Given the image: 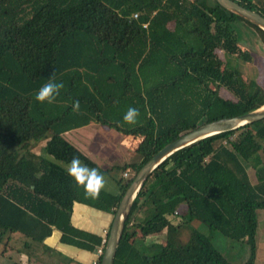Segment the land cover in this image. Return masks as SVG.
<instances>
[{"label": "trees", "instance_id": "16d2710c", "mask_svg": "<svg viewBox=\"0 0 264 264\" xmlns=\"http://www.w3.org/2000/svg\"><path fill=\"white\" fill-rule=\"evenodd\" d=\"M233 1L264 17V0ZM238 21L264 47L263 30L215 0H0V252L26 257L9 264H36L53 230L62 244L104 253L110 228L103 243L74 227L75 205L113 219L135 175L164 147L264 106V89L217 53L252 62L254 50L234 33ZM50 77L62 87L51 103L38 102ZM129 107L138 109L135 123L123 120ZM92 124L134 143L136 161L103 170L66 138ZM41 143L44 155L32 151ZM73 157L112 177L119 193L88 196L65 171ZM115 169L132 177L117 179ZM263 212L264 119L164 160L133 201L113 264H231L194 222L245 245V264H254ZM159 234L164 242L145 253L139 244Z\"/></svg>", "mask_w": 264, "mask_h": 264}, {"label": "rangeland", "instance_id": "374dc122", "mask_svg": "<svg viewBox=\"0 0 264 264\" xmlns=\"http://www.w3.org/2000/svg\"><path fill=\"white\" fill-rule=\"evenodd\" d=\"M171 28L173 25L170 26ZM233 30L235 35L237 36V39L239 43L243 46V48H246L248 50L254 49L257 52L262 53L264 51V47L262 43L257 39L256 34L254 30L245 22L238 21L234 23ZM259 48V50L257 49ZM259 54V53H258ZM218 55L226 61L230 66L238 69L246 76L250 77L251 79L255 80H261L264 83V60L261 59L260 55L254 54L252 56L254 62L253 63H245L243 60L236 58L231 55H227L222 52H218ZM257 56V57H256ZM98 131H100V134L92 131L89 133L86 139L82 138L83 134H75L71 138H68L70 141L75 142V144H88L90 151V154H96L100 158V161H97L93 159L94 162H96L101 168L104 169L107 167H115V166H122L124 164L133 163L136 161V156L134 154V146L135 144L128 140H126L121 135L117 134L113 130H107L103 127H97ZM102 130V131H101ZM109 133L111 135H109ZM88 143H85L87 142ZM120 144H119V142ZM92 142V143H91ZM130 142V143H129ZM43 147V143L38 144L37 146H34L32 148V151L37 154H42L41 148ZM88 153V152H87ZM95 158V157H94ZM128 174V172H126ZM113 175L115 177H118L119 179L124 176V173H122L121 170L115 169L113 172ZM250 179L254 182V176L253 173L249 172ZM132 177V173L128 174L127 178ZM124 178V177H123ZM261 218L259 221V228H258V249L256 258L254 261V264H264V213H261ZM191 226L197 229L199 232L210 235L211 242L214 245V247L231 263V264H245L246 261L249 258L250 252L248 248L238 242H235L231 239H228L227 237H224L218 232H210L208 227L200 222H194L191 223ZM188 232H189V225L185 226L182 230L183 235V241L186 242L188 239ZM151 238H146L144 241L146 243V248H149V242ZM143 241V242H144ZM21 243L17 244V247L20 248ZM18 248V249H19ZM2 247H0V251H2ZM141 249L146 253H148L147 249L141 247ZM0 252V264H9L11 261H18L21 260L24 256H22L20 253H13L9 249L7 250V253ZM48 261H55L56 255L55 252L52 254L46 253ZM36 256H38L36 254ZM41 264V263H37Z\"/></svg>", "mask_w": 264, "mask_h": 264}, {"label": "water", "instance_id": "95a60500", "mask_svg": "<svg viewBox=\"0 0 264 264\" xmlns=\"http://www.w3.org/2000/svg\"><path fill=\"white\" fill-rule=\"evenodd\" d=\"M222 8L229 12L244 18L252 24L264 31V17L252 10H249L233 0H215ZM264 119V106L247 114L224 118L217 121L205 123L195 130L179 137L160 150L149 162H147L141 170L135 175L131 184L124 193L121 202L113 217L109 235L105 243L104 253L102 255L101 264H113L119 241L122 237L125 222L129 216L132 204L140 191L142 185L151 175V173L169 156L175 152L205 138L233 131L249 124Z\"/></svg>", "mask_w": 264, "mask_h": 264}, {"label": "crops", "instance_id": "0c3cea01", "mask_svg": "<svg viewBox=\"0 0 264 264\" xmlns=\"http://www.w3.org/2000/svg\"><path fill=\"white\" fill-rule=\"evenodd\" d=\"M257 49L259 50L258 47H257ZM252 50H254V49H252ZM218 52L219 51H217V53ZM252 54L253 55L256 54L258 56L261 53L254 50V52ZM260 56H262V55H260ZM260 58L264 60L263 57H260ZM253 62H254V60H252L251 63H253ZM255 81L264 89L263 81L258 80V79H255ZM97 127H99V126H95L94 124L89 125V126L84 127L80 130H77V131H74V132L67 134L66 138L67 139L71 138L73 135L80 133V134H83L82 138L86 139L87 136L89 135V133H91L92 131H95V132L100 134V131H98ZM107 130H110V129H107ZM109 135H111V134L109 133ZM70 142L74 146H76L80 151H82L91 161H93V159L94 160L97 159V161H100V159H102V158L98 157V155H96V154H90L89 153L90 148H89L88 144H86V145L81 144V143L75 144V142H72V141H70ZM85 143H88V141ZM119 144H120V142H119ZM44 148H45V143H43V147L41 148L43 155H44ZM103 159H105V158H103ZM94 163L98 167H100L96 162H94ZM107 169H109V168L107 167ZM107 169L104 168L103 170H107ZM126 172H128V174H130V171H126ZM104 177L107 181V184H106L105 188H103V190L108 192V193L118 194L119 188L115 184L114 179L110 176H104ZM117 179H118V177H117ZM112 220L113 219H112V216L110 214L102 213V212L93 210L89 207H85L82 205H75L74 212H73L72 218H71V222H72V225L74 227H76L82 231L101 236L103 238V242L105 241L104 238L108 232V229L111 226ZM259 221H260V219H259ZM60 237H61V234L58 231L53 230L51 236L48 237L44 242V244L47 246V250L45 247L40 245L38 252L35 253V255H34L35 257L33 258V261L36 264L37 263H41V264H95L97 262V259L99 257L97 252L90 254L84 250L75 248L73 246L62 244L60 242ZM147 238H151L150 239L151 242H149V245H151V246L154 244H161L164 242V236L161 234L149 236ZM139 246H141V247L144 246V248L147 249L145 241L142 243V245L139 244ZM48 247H49L50 251L48 250ZM50 252L52 254L55 252V255L57 258H55L54 262L48 261L46 253H50ZM36 254L38 256H36ZM23 259L25 260L26 257H23Z\"/></svg>", "mask_w": 264, "mask_h": 264}, {"label": "clouds", "instance_id": "9594fccd", "mask_svg": "<svg viewBox=\"0 0 264 264\" xmlns=\"http://www.w3.org/2000/svg\"><path fill=\"white\" fill-rule=\"evenodd\" d=\"M61 87V83L56 82L50 77L48 78V82L38 89L35 99L38 102L51 103L58 95ZM137 115L138 109L129 107L123 115V120L128 123H135ZM64 167L68 176L93 199L99 195L100 191L107 184L105 177L96 168L82 163L78 157H73Z\"/></svg>", "mask_w": 264, "mask_h": 264}, {"label": "built area", "instance_id": "2783aa9c", "mask_svg": "<svg viewBox=\"0 0 264 264\" xmlns=\"http://www.w3.org/2000/svg\"><path fill=\"white\" fill-rule=\"evenodd\" d=\"M137 17V15H134V18H136ZM128 177V174L127 173H124V178H127ZM103 243H105V241L103 242ZM102 249L101 248H99L98 250H97V254L100 256V255H102ZM96 264V263H95Z\"/></svg>", "mask_w": 264, "mask_h": 264}]
</instances>
